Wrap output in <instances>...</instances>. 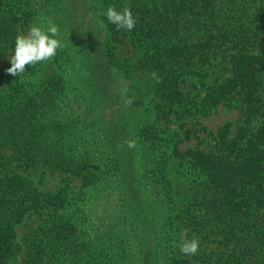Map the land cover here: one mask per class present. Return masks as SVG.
I'll return each mask as SVG.
<instances>
[{
    "label": "trees",
    "instance_id": "1",
    "mask_svg": "<svg viewBox=\"0 0 264 264\" xmlns=\"http://www.w3.org/2000/svg\"><path fill=\"white\" fill-rule=\"evenodd\" d=\"M109 6H129L135 27L109 23ZM49 21L65 45L51 59L59 71L40 83L10 75V61L0 71V264L20 250L16 225L43 210L25 236L26 264H187L173 234L178 222L198 238L202 264H264V0H44L41 10L32 0H0V56L21 31ZM125 43L133 55L119 58ZM210 74L219 81L194 102L182 84ZM120 78L133 100L134 150L118 147L126 140L124 107L105 111L108 101L121 103L112 86ZM76 90L77 112L63 110L65 94ZM235 98L244 103L242 125L231 135L224 124L208 151L180 149L197 137L195 128L178 122L181 138L163 128L174 114L206 118ZM137 154L156 221L148 256L124 209ZM172 159L200 178L179 209L167 173ZM38 166L77 178L89 197L75 201L67 186L43 191L12 170Z\"/></svg>",
    "mask_w": 264,
    "mask_h": 264
},
{
    "label": "rangeland",
    "instance_id": "2",
    "mask_svg": "<svg viewBox=\"0 0 264 264\" xmlns=\"http://www.w3.org/2000/svg\"><path fill=\"white\" fill-rule=\"evenodd\" d=\"M33 7L37 10H41L44 4V0H32ZM46 17L44 14L43 18ZM29 29L21 31L20 33H27ZM19 33V34H20ZM15 47L8 50L4 55L0 56V71L5 68L7 62L10 61V57L14 55ZM117 55L119 58L130 57L133 55L132 47L130 43H125L117 49ZM103 73L104 70L100 68ZM59 71L56 65L52 60L47 62H41L36 64L34 73L31 76H19L18 79H30L36 83H40L50 75ZM221 78H224L225 75H218ZM220 79V78H218ZM216 79L215 74H210L203 82L201 83L197 79L187 77L185 83L182 84L181 88L186 92L194 102H197L200 97L203 95L206 86L212 85L215 82L219 81ZM112 86H116L120 91L124 88L127 89L128 84L123 81L121 78L118 81H114ZM75 93V95H74ZM77 90L68 91L65 94L64 98L66 99L62 103L63 110L69 111L72 110L77 112L75 108L76 101L79 99ZM128 97L131 95L127 94ZM132 98V97H131ZM108 101L106 106L107 116L113 114L116 111L117 106H123L125 110L124 120L121 121V124L125 123V138L126 139H137L135 136V118L131 115L130 107H133L131 104L128 107H125L123 101L119 105H115V100ZM80 100V99H79ZM81 101V100H80ZM244 120V103L242 99L235 98L230 99L220 105L208 116L202 117L198 112H194L190 116H181L178 117L174 114L172 115V120L163 124V128L168 131L173 137L181 138L183 129L180 128L178 122H183L187 128H195L197 137H192L189 140H183L179 143L180 149L185 148H200L202 150L208 151L213 145L214 141L212 135L217 132L224 124L229 123L231 135H235L237 129L242 125ZM204 128V129H202ZM138 157V158H136ZM135 158V166L132 167L134 170L133 179L127 176L129 185L134 184V192L129 193L126 197L125 213L128 220L138 232L140 238L142 239V247L146 256L150 254L153 250L154 245V226L156 221H154V212L150 204L146 201V192L142 188L141 184L138 182L139 174V154ZM187 166L180 162L179 159H172L169 162L167 173L172 182L173 196L176 202L177 209L184 207L191 201L192 197L197 193L199 188L198 182L200 181L199 176L196 172L187 170ZM14 172L20 173L21 175L30 179L34 184L38 185L39 188L43 191H57L61 188L67 186L68 196L75 201H80L84 198H88L89 195L85 192V188L81 186L80 181L67 174H60L56 170H51L45 166H38L28 170L22 168H12ZM134 176L136 177L134 180ZM48 210H43L41 212H29L27 213L22 221L16 225V240L19 244L20 250L16 253L14 258L11 260V264H26L25 262V249H26V233L30 228H35L39 225L43 218L47 216ZM97 214H101V211H97ZM187 230V239H191L193 234L190 229L186 227L184 222H178L173 228L174 236L180 241V244L185 238L183 236L184 231ZM187 258V264H202L196 255H185Z\"/></svg>",
    "mask_w": 264,
    "mask_h": 264
},
{
    "label": "clouds",
    "instance_id": "3",
    "mask_svg": "<svg viewBox=\"0 0 264 264\" xmlns=\"http://www.w3.org/2000/svg\"><path fill=\"white\" fill-rule=\"evenodd\" d=\"M106 18L109 23L115 25L118 29H126L131 31L137 19L134 17L129 6L123 7L122 10H117L115 6H109L106 10ZM65 45L60 39V29L58 25L51 21L47 24H33L29 27L27 33H20L15 38V52L10 57L11 67L7 72L16 76L23 74L27 66H34L41 62L50 61L57 55V50L62 49ZM152 78L157 82H162V78L155 71L151 73ZM121 100L125 107L133 103L131 97L127 96V89L124 88L120 92ZM126 146L130 150L137 147L135 139H126L123 144L118 145L119 148ZM183 242L179 245L180 252L184 255L195 256L200 248L199 240L196 237L187 239V230L184 231Z\"/></svg>",
    "mask_w": 264,
    "mask_h": 264
}]
</instances>
